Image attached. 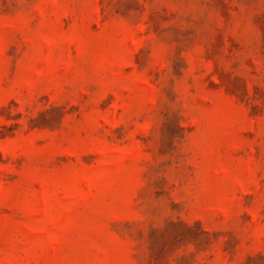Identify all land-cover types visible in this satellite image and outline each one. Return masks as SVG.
<instances>
[{
    "label": "rangeland",
    "instance_id": "1",
    "mask_svg": "<svg viewBox=\"0 0 264 264\" xmlns=\"http://www.w3.org/2000/svg\"><path fill=\"white\" fill-rule=\"evenodd\" d=\"M0 264H264V0H0Z\"/></svg>",
    "mask_w": 264,
    "mask_h": 264
}]
</instances>
